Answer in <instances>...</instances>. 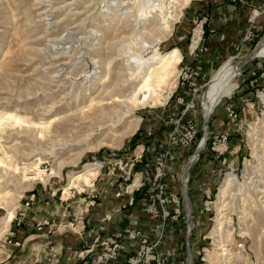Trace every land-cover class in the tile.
<instances>
[{"label":"rangeland","instance_id":"374dc122","mask_svg":"<svg viewBox=\"0 0 264 264\" xmlns=\"http://www.w3.org/2000/svg\"><path fill=\"white\" fill-rule=\"evenodd\" d=\"M198 1L0 0V264L93 263L98 247L78 240L89 202L129 199L141 181L154 234L143 202L158 201L157 158L168 264H264V30L202 77ZM226 62L238 87L206 115Z\"/></svg>","mask_w":264,"mask_h":264},{"label":"crops","instance_id":"0c3cea01","mask_svg":"<svg viewBox=\"0 0 264 264\" xmlns=\"http://www.w3.org/2000/svg\"><path fill=\"white\" fill-rule=\"evenodd\" d=\"M198 6L202 11L201 14L205 16L207 31L204 37V49L200 56L191 58L198 62V74L207 77L209 72L216 68L217 62L231 57L239 47H244L249 42L245 40V35L250 27L253 28L256 37L263 32L264 0H199ZM196 55L198 56V53ZM134 160L140 161V154L135 156ZM101 194L106 197L103 192ZM138 194L142 195V192ZM95 195L97 194L92 196ZM140 199H136V206H124L128 201L126 197L115 198L113 205L104 201L95 205V200H91L90 207L88 206L90 216L86 219L88 231L78 240L90 246L97 236L104 238L111 233L124 230L123 239L128 244L127 227L134 224L143 227L147 223L146 218L141 216L138 210ZM81 206L83 205L80 203V208H84Z\"/></svg>","mask_w":264,"mask_h":264},{"label":"built area","instance_id":"2783aa9c","mask_svg":"<svg viewBox=\"0 0 264 264\" xmlns=\"http://www.w3.org/2000/svg\"><path fill=\"white\" fill-rule=\"evenodd\" d=\"M197 28L200 30V42L203 35H205V20H201ZM197 28H195V30ZM195 30L192 42L195 36ZM254 37L255 32L253 28L250 27L245 35V40L251 41ZM141 157L140 155V158ZM156 162L157 166L153 174V180L157 187L155 198H157L158 201L152 202L153 199L146 195L143 204L146 205L145 209L150 218L156 219V217H158L157 219L160 221V224L157 225V230L152 234L147 231L148 229H144L139 224L127 227L126 234L128 235V244H126L123 239L124 230L116 231L104 238L97 236L92 246L87 249L89 254V252H94L95 248L98 247L95 252L96 255L93 256L94 264H168L167 257L163 252H160L158 248L160 244L164 242L166 217H170L168 215L171 213L170 210H166V204L169 201L166 188V175L169 165L166 164L165 160L163 161L160 158H157ZM134 164L135 162L132 163V166ZM145 187L146 184L141 181L136 188H132L129 192L130 198L125 202L124 206H136L135 193L141 188L145 189ZM139 193L141 192L139 191ZM120 194L121 192L117 195L120 196ZM173 197L175 196L173 195ZM177 211L179 212L180 209L176 208L175 212ZM153 223L150 222V224ZM146 227H148L147 223Z\"/></svg>","mask_w":264,"mask_h":264},{"label":"bare ground","instance_id":"6f19581e","mask_svg":"<svg viewBox=\"0 0 264 264\" xmlns=\"http://www.w3.org/2000/svg\"><path fill=\"white\" fill-rule=\"evenodd\" d=\"M197 36H199V35H197ZM195 37L196 36H194V38ZM199 40H200V38H199ZM199 40H198V42H199ZM193 42H194V40H193ZM198 42H197V44H198ZM253 55H255V54H253ZM238 66H239V64L226 62L225 64H223L219 68L217 74L215 75V77L213 78L212 82L210 83L209 88H208V90L205 93L204 98H203V108H204V111H205L206 115H208L213 110V107H214L216 101L219 98H221L223 96L230 95L232 92H234L236 87H238L237 81H236V77H237V73L236 72H237ZM144 87H145V85H141V87L135 88V91H136V89L141 91L142 94H143V99L147 101L150 98V96H151V92H148L149 90L148 89H144ZM115 112L118 113L117 115H121V113L118 110V108L115 109ZM134 128H135V124H133V126L131 128V131ZM204 141H205V139L203 140L202 144H204ZM91 171H92V168H91L90 165L85 166L83 171L76 173V175H73V177L71 179L72 185L74 184L75 179L82 178V177L89 178L90 174H92ZM232 180H234V178L232 177V175H230V177H228L224 181V183L222 184L221 189H220V195L222 197H224L226 195L229 187H231V185H232L231 181ZM13 214H14L13 212H10V214L8 215V219H11ZM222 227H223V222L219 221L218 225H217V229L218 228L220 229Z\"/></svg>","mask_w":264,"mask_h":264},{"label":"trees","instance_id":"16d2710c","mask_svg":"<svg viewBox=\"0 0 264 264\" xmlns=\"http://www.w3.org/2000/svg\"><path fill=\"white\" fill-rule=\"evenodd\" d=\"M206 25H205V33L204 34H206ZM139 131L134 135V137L131 139V142H133V144H132V147L134 146V143L136 142V139H137V137H138V135H139ZM138 197H135V200L137 199Z\"/></svg>","mask_w":264,"mask_h":264}]
</instances>
